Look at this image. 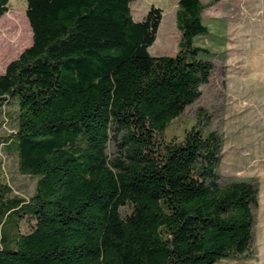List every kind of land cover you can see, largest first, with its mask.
<instances>
[{"label":"trees","instance_id":"trees-1","mask_svg":"<svg viewBox=\"0 0 264 264\" xmlns=\"http://www.w3.org/2000/svg\"><path fill=\"white\" fill-rule=\"evenodd\" d=\"M134 1L26 0L31 45L0 75V154L35 187L13 195L0 162V264L249 259L257 183L218 173L222 140L198 120L165 134L209 80L193 43L217 0L177 1L170 57L148 52L161 10L135 22Z\"/></svg>","mask_w":264,"mask_h":264},{"label":"rangeland","instance_id":"rangeland-1","mask_svg":"<svg viewBox=\"0 0 264 264\" xmlns=\"http://www.w3.org/2000/svg\"><path fill=\"white\" fill-rule=\"evenodd\" d=\"M178 0H135L130 5L135 22L151 7L162 12L156 39L148 52L153 57L176 53L179 33L174 12ZM207 5L211 0H198ZM8 13L0 19V74L31 45L25 16L26 0H10ZM208 35L194 40L206 49L212 71L198 99L166 127V137L179 140L197 120L205 132L222 140L218 173L237 181L257 183V208L252 228L249 259L236 264H264V0H217L202 13ZM17 103V100H14ZM12 100L8 110L12 108ZM110 159L119 154L111 143ZM13 195L28 198L35 179L20 175L16 162L0 154ZM6 180V179H5Z\"/></svg>","mask_w":264,"mask_h":264},{"label":"crops","instance_id":"crops-1","mask_svg":"<svg viewBox=\"0 0 264 264\" xmlns=\"http://www.w3.org/2000/svg\"><path fill=\"white\" fill-rule=\"evenodd\" d=\"M2 74H4V72ZM2 74H0V75H2ZM236 263H237L236 260L226 259V260L219 261L217 264H236Z\"/></svg>","mask_w":264,"mask_h":264}]
</instances>
